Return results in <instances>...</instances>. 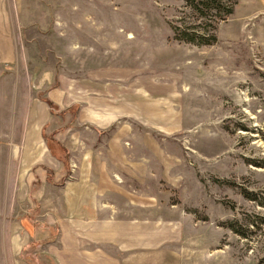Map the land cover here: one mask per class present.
Segmentation results:
<instances>
[{"label": "rangeland", "instance_id": "obj_1", "mask_svg": "<svg viewBox=\"0 0 264 264\" xmlns=\"http://www.w3.org/2000/svg\"><path fill=\"white\" fill-rule=\"evenodd\" d=\"M8 1L0 0V264H18L24 216L34 222L26 220L32 264H44L43 247L58 236L36 211L46 203L44 172L35 203L20 173L18 181L22 114L31 96L59 113L62 77L98 66L137 68L151 116L101 134L82 128L78 140L123 142L106 151L135 162L121 168L140 178L136 193L148 190L158 211L182 223L167 264H264V0H237L220 22L187 0ZM176 27L214 40L180 41ZM171 92L173 102L153 99ZM49 125L60 129L54 116Z\"/></svg>", "mask_w": 264, "mask_h": 264}, {"label": "crops", "instance_id": "obj_2", "mask_svg": "<svg viewBox=\"0 0 264 264\" xmlns=\"http://www.w3.org/2000/svg\"><path fill=\"white\" fill-rule=\"evenodd\" d=\"M127 72L129 77L123 75ZM138 74L135 67L98 66L78 79L64 76L60 80L64 98L59 113L52 112L47 101L31 96L22 114L18 181L20 173V180L28 186V202L35 203L42 178L39 171L44 172L46 203H37L36 211L44 216L41 226H56L58 234L43 247V254L49 257L44 264H167L170 247L182 239V223L174 221L170 211H158L148 190L136 193L134 181L140 178L126 175L127 169L121 168L135 162L107 153L123 142L78 140L84 133L82 128L101 134L121 120L140 122L151 116L142 108V100L152 96ZM153 99L173 102L174 92ZM53 116L60 129L51 125L50 131ZM128 143L124 145L132 146ZM27 217L16 226L26 232L15 236L21 242L12 249L13 255L18 252V264H32L22 255L34 242L29 241L26 231V220L31 221Z\"/></svg>", "mask_w": 264, "mask_h": 264}, {"label": "trees", "instance_id": "obj_3", "mask_svg": "<svg viewBox=\"0 0 264 264\" xmlns=\"http://www.w3.org/2000/svg\"><path fill=\"white\" fill-rule=\"evenodd\" d=\"M189 7L197 13L202 19H209L212 17L213 12L215 13L218 22L224 20L226 17L231 16L234 13L237 0H187ZM176 37L180 41H186L195 43L197 45H209L213 42L209 37H206L203 32L188 33L181 28H174ZM79 106H76V112ZM69 162V158H68ZM31 245V244H30ZM29 245V246H30ZM29 246L25 247L23 250V258H28Z\"/></svg>", "mask_w": 264, "mask_h": 264}, {"label": "bare ground", "instance_id": "obj_4", "mask_svg": "<svg viewBox=\"0 0 264 264\" xmlns=\"http://www.w3.org/2000/svg\"><path fill=\"white\" fill-rule=\"evenodd\" d=\"M15 154H17V152H15Z\"/></svg>", "mask_w": 264, "mask_h": 264}]
</instances>
